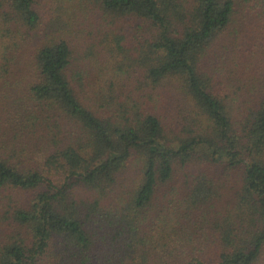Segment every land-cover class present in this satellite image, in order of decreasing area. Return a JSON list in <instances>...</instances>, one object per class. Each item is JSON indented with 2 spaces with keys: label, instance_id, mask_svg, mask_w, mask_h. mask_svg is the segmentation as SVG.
Returning <instances> with one entry per match:
<instances>
[{
  "label": "trees",
  "instance_id": "16d2710c",
  "mask_svg": "<svg viewBox=\"0 0 264 264\" xmlns=\"http://www.w3.org/2000/svg\"><path fill=\"white\" fill-rule=\"evenodd\" d=\"M37 1L0 0V264H257L264 81L241 108L255 89L203 61L264 0Z\"/></svg>",
  "mask_w": 264,
  "mask_h": 264
},
{
  "label": "rangeland",
  "instance_id": "374dc122",
  "mask_svg": "<svg viewBox=\"0 0 264 264\" xmlns=\"http://www.w3.org/2000/svg\"><path fill=\"white\" fill-rule=\"evenodd\" d=\"M44 1L38 0L37 4L35 6L36 10L41 14L42 17L46 16V10L44 7ZM249 11L243 12L241 10L236 11L234 14V18L229 25V27L224 31L223 34H221L213 43L214 50L211 51V53L208 55V57L203 61L205 62V72L207 74H212L213 70L212 68H209V64L211 62L214 64V69H222L224 75L222 77H218L219 81L217 82L219 84L218 88H222L221 84L225 79V85L229 84V81L235 82L236 89L238 86L242 88V90H248L255 89L254 93L252 94H242V100H236V103L238 106H241V104L249 103L248 105L254 106L252 102L256 101V95L257 91L260 90L263 81H264V61L263 66L261 70H256V67H251L250 69H254V72L251 70H246L244 68V65L239 66L238 58L241 56V52L248 51V47L252 46L254 44V41L258 39L260 46L263 47L264 45V26L257 24V22L254 21L253 17H250L251 15H248ZM132 40H128L127 47L130 46ZM34 43V41H33ZM30 44V43H28ZM218 53V54H217ZM133 52L131 51L132 55ZM214 54H217L216 56H213ZM262 56L261 53H256L254 57ZM256 58L252 60V62H255ZM253 64V63H252ZM223 80V81H222ZM3 78H0V88L3 86ZM29 81V78L28 80ZM222 81V82H221ZM173 92L174 88L171 83H163L161 87L157 89L160 92H163L162 97L164 96L166 100L164 102L159 101L160 107L158 108V113L160 115V119L162 121H165V118L170 116L174 113V101L175 98L172 96L171 92ZM169 92V93H167ZM243 93V92H242ZM174 94V93H173ZM161 100V98H160ZM249 100V101H247ZM252 101V102H251ZM242 108V106H241ZM171 112V114H170ZM0 116H1V110H0ZM189 168V166H186V168H178L175 178L178 181H182L181 178L183 176V173ZM128 180L132 181L135 180L134 173H130L128 176ZM182 183V182H181ZM216 185H219L216 183ZM218 187V186H217ZM216 187V188H217ZM182 188H184L182 186ZM184 191V190H183ZM2 195H6L5 192L2 193ZM15 204L18 205H25L28 204L31 201V198L27 195L19 194V195H12ZM6 204V200L0 198V212L2 206L4 207ZM9 228L5 224H0V237L4 235V233H7ZM257 264H264V254L260 258Z\"/></svg>",
  "mask_w": 264,
  "mask_h": 264
}]
</instances>
